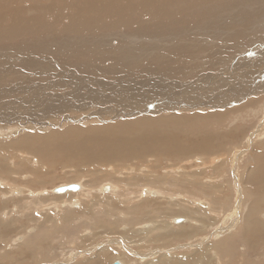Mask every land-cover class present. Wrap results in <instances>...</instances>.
I'll return each instance as SVG.
<instances>
[{
    "label": "rangeland",
    "instance_id": "obj_1",
    "mask_svg": "<svg viewBox=\"0 0 264 264\" xmlns=\"http://www.w3.org/2000/svg\"><path fill=\"white\" fill-rule=\"evenodd\" d=\"M49 1L5 2H12L11 6L28 18L41 13L34 8L44 4L45 7ZM224 1L228 6L221 9ZM234 1H173L171 8L185 5L187 11L177 16V24L171 25V21L166 20L159 28H194L196 33L192 37L199 46L191 50V46L185 48L182 45L183 52L189 51L183 56L152 35L133 36L129 30H124L123 35L118 27L110 32L107 29L96 31L88 35L94 38L93 41H86L90 49L106 54L117 52L131 64L119 66L116 60H111L116 62H106L101 67L93 56L82 54L75 57L70 54V64H77L82 70L77 74L71 66L64 65V59H54L49 52L37 53L34 46L49 51H58L68 45L73 48L69 38L86 34L69 30L51 36L50 32H39L23 25L12 27L11 32H7L6 23L0 28V34H12L11 41H0V46H8L0 47V82L3 81L6 87L11 83L16 86L27 83L24 76L30 75L26 70L38 74L36 80L28 81L33 85H30L31 88L26 85L27 89L19 92L0 93L1 99L26 101L40 94L46 96L45 100L57 101L58 104L63 97L70 104L81 100L80 105H71L70 110L61 109L52 117L29 114L22 120L15 117L12 125L7 122L0 125V188L5 187L2 186L4 181L9 183L5 188L13 190L5 196L0 195V264H112L116 261L123 264H195V251L200 248L207 249L204 255L208 260L206 264H216V252L220 256L217 264H264V179L260 180V173L264 172V137L257 138L252 146L247 147L248 137L264 118V88L250 93V98L246 97L247 102L244 98L240 104L225 103L221 109H202L196 105L194 108L186 106V110L177 112L171 109L153 112L148 106L129 117L113 119L110 116L116 112L104 111L107 105L100 104L99 94L95 96L99 104L88 100L94 97L96 90L100 92V88L113 92L119 89L117 94L129 88L149 91L150 88L144 85L151 78L148 76L149 68L157 69L154 73L156 77L171 79L170 76L177 73L205 72L213 67L225 70L228 61L235 66L240 63L239 59L253 58L251 50L256 46L264 49V37H256L255 43H249L244 41L247 38L244 36L242 40L248 44L244 49L220 51L230 42L240 39V36L228 39L230 42L225 39L228 31L243 22V15L237 11H246L245 14L251 17L244 30L254 27L258 31L264 26L255 12L260 10L264 13L263 8L255 11L234 8L230 6ZM56 2L62 5L70 3V0ZM207 8H214V13L205 12ZM227 21L232 22L228 31H219L217 27H223ZM66 22L67 19L62 17L60 23ZM207 26L210 27L207 29ZM163 37L168 39L170 36L160 38ZM167 44H170L169 40ZM152 53L156 54L155 58ZM33 55L45 57L44 64L32 59ZM22 59L28 60V67L18 64ZM142 61L145 63L141 68L136 67V62ZM41 69L42 74L39 72ZM126 72L134 73L138 82L122 81L114 75ZM252 75V79L264 78V69ZM247 76L251 77L246 75L242 78L248 80ZM167 82L158 80L155 83L162 85ZM235 86L232 87L235 92L242 89ZM175 87L171 84V88ZM252 87H257L256 83L253 82ZM159 134L175 137L185 150L180 153L169 147L167 155L158 150L156 144L146 146L140 140L143 136ZM198 144L207 148V154L199 151ZM195 145L197 152L190 153ZM18 146L24 148L25 155L22 156L21 149H16ZM242 149H248V152L237 160L236 167L239 163V174L245 172L244 168H250L246 174L243 173L241 180L247 185L242 192L249 207L243 208L244 218H239L238 224L231 229L227 215L241 192H237L231 173L235 168L234 154ZM222 159L227 161L228 166L219 169ZM70 183L79 184L78 191H54L58 186ZM104 186L111 188L105 190ZM145 189H152L157 194H143L142 197L141 191ZM119 198L125 205L118 202ZM221 207L223 210H220ZM211 215H217V218ZM196 216L198 218L193 220ZM250 216L256 218H248ZM252 221L259 226L255 227ZM162 226H166L165 230L161 229ZM141 227H147L148 231H141L144 230ZM178 227L183 228L180 230ZM135 251L137 254H134ZM207 254L209 257L211 254L213 260L209 261Z\"/></svg>",
    "mask_w": 264,
    "mask_h": 264
},
{
    "label": "bare ground",
    "instance_id": "obj_2",
    "mask_svg": "<svg viewBox=\"0 0 264 264\" xmlns=\"http://www.w3.org/2000/svg\"><path fill=\"white\" fill-rule=\"evenodd\" d=\"M2 1L5 2L7 0H5V1L2 0ZM173 1L174 0H70V3L64 2V4L58 5L56 0H51L46 4L45 7H44V5H45L44 4L43 6L34 8L36 11L41 12V13H39L41 15L36 14V13H38V12H36L35 13L36 15L30 16L28 18H24L22 16L23 14L21 15V11L14 9L11 6V5H13L12 2L11 3L1 2L0 3V28L6 23L7 32H11L12 27H16L17 25H23L25 27L33 28L39 32H44V33L50 32L51 36L54 34L62 33L64 31H69V30H74V32H82V33L86 34L87 36L82 35L79 37H70L69 38V41L72 43L73 48H70V46L68 45V46H64L62 48L57 49L58 51H54V50L49 51L48 49H44L41 47L34 46V50L37 53L49 52L50 55L54 56V59H56V58L61 59V60L64 59L63 60L64 65L66 67L71 66V69L76 70V72H74V74H77L79 71H82V70L78 67L77 64H75V65L70 64V60L72 59L70 54H73V56H75V57H81L82 54H87L88 56H93L94 60L98 61L99 66H101V67H104L106 62H116L117 61L116 63L119 66H125L128 64H131V63H127V61H125V59L122 57V55H120L117 52L116 53L113 52L111 54H106L105 52H100L99 50L97 51L95 49H90L87 46L88 40L91 41L92 39H94V38H90L92 36L89 37L88 35H93V34L97 33L96 31H99L101 29H107L108 30L107 32H110L113 30L114 27H116V28L118 27L117 29H119L120 31L122 30L123 35L125 34L123 32L124 30H127V31L129 30V31H131V33H133V36H138V37L140 35H146V34L152 35L158 41H160V39L165 41V43L167 45L166 47H169V48L173 47V49L175 51L181 52L182 56L189 53V51L183 52L182 45H184L185 48H188L191 46V50L193 48H196L197 45L199 46L198 42L195 41V39H193V37H192V34L196 33L194 28L181 27V28H175L174 30L172 28H165V29L159 28V26L166 20H170L171 25L177 24V20H176L177 16L182 14L183 12L187 11L188 7L185 5H180L178 7L171 8L170 5L173 3ZM237 2H239V4ZM232 5L234 8H240L241 7L245 10L255 11L259 8L264 9V0H235L233 2V4H231L230 6H232ZM4 6H5V10H4ZM227 6H228V4L224 1V2H222L221 9H224ZM230 6H229V8H230ZM39 9H40V11H39ZM106 12L108 13V20H107ZM205 12L212 14V13H214V8H207L205 10ZM255 12L261 18L260 19L261 23L264 24V13L260 10L255 11ZM33 13H31V14H33ZM237 13L239 15H243L242 16L243 22L241 24H239L236 27V29H232V30L228 31V27H230L232 25V22H230V21L224 22L225 24L223 27H217V28H219V31H221V32H223L224 30L228 31V37H225L226 40L233 39L236 36H240V39L232 41V42H230L228 40L230 42V44H228L229 46L226 45L225 48L220 49V51L227 52L229 50L230 51H233V50L237 51L238 49H244L248 45V44H246V42H243V40H242V39H244V36H247V38L244 41H248L249 43L250 42L255 43L256 40L254 38H256V37H264V26L262 29H260L258 31L255 30L254 27H249V28L244 30V27L248 26V24L250 23L251 17L249 14H245L246 11H242V12L237 11ZM37 15H39V16H37ZM62 17H65L67 19V22L64 24L60 23ZM15 20H19L20 22L18 23ZM261 23H257V24H261ZM204 24H205V22H204ZM131 26H135V27L132 28ZM152 27H155V28H152ZM208 27H210V26H207V29H208ZM143 28H145V29H143ZM245 31H247V33ZM116 33H117V31H116ZM218 33H220V32H218ZM225 33H227V32H225ZM117 35H119V34L117 33ZM127 35H128V32H127ZM165 35H169L170 37H168V39H164V37L160 38L161 36H165ZM253 35H254V37H253ZM11 36H12V34H0V41H11L12 40ZM126 37L127 36H124V38H126ZM110 38H111V36H110ZM183 39H186V40H183ZM167 40L170 41L169 45L167 44ZM0 47H8V46H0ZM24 50L30 51L28 48H24ZM62 50H64V51H62ZM71 50H72V52H71ZM246 52H248V51H246ZM251 52H252L251 56L253 58H247V59H244L243 61L241 59H239L240 63L235 65V66H233L231 61H228V64H226L224 66L225 70L223 67L220 68L225 73H223L221 70H219V68L213 67L211 70H208V71L206 70L205 72L194 71L191 74H186L184 72L181 74L177 73V74L170 76L171 79H168V77H166L167 78L166 79V78L156 77L154 73L157 71V69L149 68L150 74L148 76L151 78L149 80H147V82H148L147 84H144L145 86H148L150 88L149 91L147 90V92H143V91L140 92L138 89L130 90V88H129L128 90L123 91L120 94H117L116 92L119 89L113 92L112 90L110 91V90H105L103 88H100V90L101 89L102 90L100 92H98L96 90V94L94 95V97L92 96L91 98H88V100L94 104L95 103L99 104V102H100V104H102V105H104V104L107 105V107L104 108V111H107V112L115 111L116 113L114 115L110 116L113 118H119V117L127 116L130 113L133 115L136 112H131V111H134V110L143 111L142 110L143 108H146V107L148 108V106H151V105H152L151 110L153 112H163V111H166L169 109L174 110V112H177L178 110H183V109L186 110V108H188L186 106H193V108H194L196 105H198V107L201 106L202 109H204V108H210V109H212V108H218L219 109L220 108L221 109V108L225 107V103H228L230 105L231 104L233 105L236 103L240 104L241 103L240 101L242 99L245 98V101H246V97L250 93H253L255 90L258 91L259 89L264 88V78L259 77V78L252 79V76H253L252 74H255L256 72L264 69V49L260 48V46L259 47L256 46L253 50H251ZM231 55L234 56V54H231ZM41 56H42V54H41ZM151 56H154L153 58H155L156 54H153ZM217 56L218 55L216 53L215 57H217ZM31 58L35 59L36 61L39 60V62L41 61L43 64L45 62V57L40 58V55L31 57ZM36 58H38V59H36ZM207 58H208V56H207ZM229 58H230V56H229ZM143 59H141V60H143ZM111 60H116V61H111ZM233 60H235V59H233ZM6 61H8L7 63L10 62V60H6ZM27 61L19 60L18 64L22 65V67H28L26 65ZM7 63H6V65H7ZM47 63H48V61H47ZM120 63L123 65H121ZM144 63H145L144 61L139 62V63L136 62L135 65H136V67L141 68V66ZM206 63H208V61ZM43 64H42V66H43ZM6 65H5V67H6ZM13 66H15V64ZM9 67L7 66L8 69H9ZM37 67L41 68L40 65L39 66L37 65ZM26 71H28L29 73H27V74L30 75V77L24 76L25 77L24 81L27 83H24V84L19 83L16 86H14V84L11 83L10 86L6 87V85L4 86L5 83L3 81H1L0 82V93H7L8 92L9 94H12V92L13 93L16 91L19 92V91H22L21 89H24V90L27 89L26 85H28V88L29 87L31 88V86H33V85L29 84L28 81L30 82L31 80L32 81L36 80V77L38 76V74H32L30 69L26 70ZM39 72L42 74V69L39 70ZM226 73H228V74H226ZM261 73L262 72H260V74ZM114 75H116V77L122 81H125V80L126 81H128V80L134 81L135 80L134 83L138 82L135 79L134 73H127L126 72L124 74L116 73ZM246 75H250L251 77L247 76V78L249 77V79L245 80V78H242V77H245ZM82 76H83V74H82ZM227 76L229 78H225ZM0 78H2V73H0ZM76 78H77V75H76ZM158 80H160V81L168 80L169 82H167L168 84H165V83L162 84L163 85L162 86V85H158L157 83H155ZM253 82L256 83L257 87H252ZM171 84H174L176 86L175 87L176 89L171 88ZM8 85H9V83H8ZM34 85H36V84L34 83ZM233 85L234 86L236 85L235 86L236 88L240 87L242 89H239L238 91L236 90L237 92H235L232 89ZM61 86H62V84H61ZM8 87H10V88H8ZM42 87H44V86H42ZM142 88H145V87H142ZM42 89L43 88H41L40 90L45 92ZM77 91H76V93H77ZM47 93H48V91H47ZM259 93H261V92H259ZM97 94H99V96H98L99 102L97 101V98L95 99V96ZM1 97H2V95H0V125H3L2 122H4V123L7 122V123H9V125H12L11 122L16 120L15 117H20L22 120V118L26 119L25 116L29 117V114H33V115L39 116L41 118L46 117L45 115H49V117H52V116H54V114L57 113V111H59L61 109H67V108L69 109V107L71 105H72V107L75 105H80L79 102L81 101L80 100V101L71 102L72 104H70V102L67 101V99H65L63 97V100L60 101V104H58V103H56L57 101L56 102L55 101H49L50 99L45 100L44 98H46V96L40 95V94H38L36 96H32L33 98H31V99H29L27 97L29 100H26V101H22L19 99H18V101L9 100L8 98L7 99H1ZM77 98H79V97H77ZM141 98H143V99H141ZM7 100L9 102H7ZM95 100H96V102H95ZM244 106L247 107L246 105H244ZM112 108H114V109L112 110ZM238 108L241 109L243 107L238 106ZM240 109H237V110H240ZM131 114L128 115V117L131 116ZM154 114H156V113H154ZM74 119H76V118H74ZM71 120H73V119H71ZM19 122H21V121H19ZM30 124H31V122H30ZM252 132H253V134L248 137L247 147L252 146V144L256 141L257 138L261 139V137H264V118H263L262 122L259 123L258 126ZM140 140H142L143 143L146 144V146H151L153 144H156L157 149L161 150L163 153H165L167 155H169V153L167 151V149L169 147L171 149L175 150L176 152H180V153H182L185 150V147H182L181 144L177 141V139L175 137L169 136L167 134H164V135L159 134V136L158 135L143 136L142 138H140ZM199 147H200L199 151H202L203 154L207 152L206 147H203L202 145H199ZM196 148H197L196 145L193 148H191L190 153L197 152ZM8 149H10V148H8ZM16 149L17 150L21 149V150H19L20 153H22V156L25 155L23 152L24 148H19V146H18ZM247 152H248V149H242V150L237 151L234 154L233 160H234V167L235 168L233 169V173H231V175L233 174L234 181H235L234 185L237 188L236 189L237 192L239 190L241 192L240 193L238 192L240 195L238 194L239 197L237 195V200H235L233 206L229 208L231 211L227 215V220H229V223H230L229 228H231V229H233L234 226L236 224H238V222L241 218H244V217H242L243 208L249 207V205H248L249 202L244 201L246 199H244V196H243L244 193L242 192L243 188L245 189V187H247V185L243 184L241 182V180H242L243 173L246 174L248 172V169H250V168L249 167L244 168L243 170H245V172H241L239 174V170L241 168L239 166V163H238V166L236 167L237 160H239L241 157H243V155L246 154ZM103 153L109 155L107 152H103ZM221 161H222V163H220L219 169H223L224 167L228 166V163L226 160L223 161V159H222ZM230 165H232V164H230ZM231 167H230V169H231ZM215 168L216 167H214V169ZM226 169H224V170L226 171ZM228 170H229V168H228ZM229 171H227V172H229ZM260 174H261L260 180L264 179V172H262ZM222 175H223V173H222ZM228 175H230V174H228ZM215 179H217V178H215ZM231 180H232V178H231ZM228 181H229V179H228ZM232 181H231V183H232ZM70 184L62 185V187L68 186ZM76 185L79 186V184H76ZM2 186L3 187L9 186V183L3 181ZM119 186H117V187H119ZM5 187L2 189L0 188V195H2V196H5L6 194H9V192L13 191V190L9 191ZM105 187H107L108 189L111 188L109 186H104V189H105ZM57 188L54 190L55 192H57ZM120 188H122V187H120ZM147 188H151V186H148ZM82 189H84V188L82 187ZM105 190H107V189H105ZM67 191H69V190H67ZM76 191H78V190H76ZM63 193H65V192H63ZM141 193L142 194H140V195H142V197H144L143 194H145V196H147L148 194L155 196L157 194V192L152 191V189H145L144 192L141 191ZM89 194H91V193H89ZM85 197H89V195H86ZM5 200H7V198ZM121 200L122 199H120L118 202L122 205L123 204L125 205V202H123ZM0 201H1V199H0ZM144 202L145 201H143V203ZM200 202H202V201H200ZM228 202H230V201H228ZM251 202L254 203V201H252V200H251ZM254 206L255 205L252 204L253 210H254ZM222 207H224V205ZM222 207L220 210H223ZM224 210H225V208H224ZM210 214H212V213H210ZM123 216H125V215H123ZM197 218H198V216H196V218H192V219L195 220ZM212 218H217V215H213ZM222 218H224V217H222ZM248 218H256V217L250 216ZM184 219H186V218H184ZM252 223L255 227L259 226V224L255 223L254 221H252ZM143 226H146V225H143ZM147 227H148V225H147ZM147 227H141L144 229V230L141 229V231L147 232L148 231ZM165 228H166V226L161 227V229H164V230H165ZM182 228L183 227H178V229H180V230H182ZM236 230H237V228H236ZM227 232H228V230H227ZM231 232H233V230ZM229 233H230V231H229ZM230 234H232V233H230ZM168 235L169 234L162 235V236H168ZM221 236H222V234H221ZM115 241H117V240H114V242ZM4 249H6V248H4ZM4 251L7 252V250H4ZM85 251L88 252V250H85ZM127 252H128V250H127ZM214 252H216V251H214ZM206 253H207V249H205V248H203V249L200 248V250L195 251V254H196V258L194 259L195 264H206V261H208L207 258L204 256ZM134 254H137V252L135 251ZM218 254L219 253H217V252L214 254V256L216 258V261H215L216 264L219 263V261H220V256ZM207 256H208V254H207ZM75 257H77V256H74L73 258H75ZM208 258H209V261L213 260L211 258V254H210V257L208 256ZM116 262L123 264L121 261H116ZM60 263H62V262H60Z\"/></svg>",
    "mask_w": 264,
    "mask_h": 264
},
{
    "label": "water",
    "instance_id": "obj_3",
    "mask_svg": "<svg viewBox=\"0 0 264 264\" xmlns=\"http://www.w3.org/2000/svg\"><path fill=\"white\" fill-rule=\"evenodd\" d=\"M152 106V105H151ZM149 108V107H148ZM149 109H151V108H149ZM136 110H134V111H131V112H135ZM138 112H140V111H136V113H138ZM131 114V113H130ZM130 114H128V115H130ZM88 116H96V115H93V114H87ZM113 118V117H112ZM70 119H72V118H70ZM101 121H104L103 120V118H99ZM110 120V119H109ZM79 189V186L78 185H76V184H70V185H68V186H59L58 188H57V192H59V193H63V192H66L67 190H70V191H76V190H78ZM105 189H107V187H105ZM113 264H120L119 262H114Z\"/></svg>",
    "mask_w": 264,
    "mask_h": 264
},
{
    "label": "flooded vegetation",
    "instance_id": "obj_4",
    "mask_svg": "<svg viewBox=\"0 0 264 264\" xmlns=\"http://www.w3.org/2000/svg\"><path fill=\"white\" fill-rule=\"evenodd\" d=\"M103 193V192H102Z\"/></svg>",
    "mask_w": 264,
    "mask_h": 264
}]
</instances>
